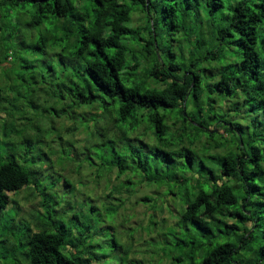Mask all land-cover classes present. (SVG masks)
I'll return each instance as SVG.
<instances>
[{
  "label": "trees",
  "instance_id": "obj_1",
  "mask_svg": "<svg viewBox=\"0 0 264 264\" xmlns=\"http://www.w3.org/2000/svg\"><path fill=\"white\" fill-rule=\"evenodd\" d=\"M0 264H264V0H0Z\"/></svg>",
  "mask_w": 264,
  "mask_h": 264
},
{
  "label": "rangeland",
  "instance_id": "obj_2",
  "mask_svg": "<svg viewBox=\"0 0 264 264\" xmlns=\"http://www.w3.org/2000/svg\"><path fill=\"white\" fill-rule=\"evenodd\" d=\"M230 1H227V4H226V7L225 9L227 10L229 7H230ZM165 35H166V40H168L169 42H171V39H172V36H171V33L169 31H166L165 30ZM164 58V56H163ZM29 76V75H28ZM32 83H34V80L32 79ZM25 92L28 96L30 97H36L37 95V92H35L34 94L29 90V89H25ZM25 105V104H24ZM25 108L26 109H29L27 104L25 105ZM219 132L222 133L223 130L219 129ZM66 150L68 151V149L66 148ZM83 160V157L81 158ZM84 163H85V160H83ZM92 169H89L88 167H85L83 168V170L81 171V175L82 173L84 174V178L85 179H91L92 178ZM80 175V176H81ZM58 179L60 180H63L61 177H57ZM32 186V185H31ZM65 183H62L61 184V188L62 189H66L65 187ZM90 186H93L92 184ZM95 189H98L97 187H95ZM169 190H167L166 192V198L165 199H168L167 201L172 203V202H176V201H180V199H182V195H183V192L184 190L183 189H179L177 187V190L178 191V195L177 197H173V196H170L168 195V192ZM165 192V191H164ZM30 192L28 190H25L23 189L21 191V193L19 195H16L14 196L13 194H11V196L13 197V202H12V207L11 209H17L19 211V217H26L28 214H31V210L34 209V210H37L39 208V202H40V199L38 200H34L33 197H31V195L29 194ZM63 194V193H62ZM165 195V194H164ZM184 196V195H183ZM63 197V196H62ZM28 198V199H26ZM28 218V217H27ZM111 231H109L108 229L106 230V232L104 233V237H105V242H106V246H105V249L104 250H107V252L109 250H111V247H110V244L112 243V241H114L112 235H111ZM156 233V232H154ZM125 243V242H124ZM113 252L115 253H119L121 251V248L118 247V248H115L112 250ZM103 255H106V252H102ZM140 257H143V256H140ZM139 257V258H140ZM144 258V257H143ZM147 258V261L150 262V258L146 257ZM160 263V261H159Z\"/></svg>",
  "mask_w": 264,
  "mask_h": 264
}]
</instances>
